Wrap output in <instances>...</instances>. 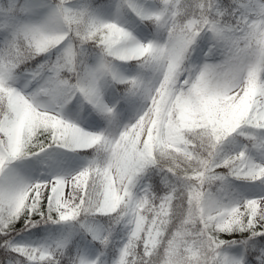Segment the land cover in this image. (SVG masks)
<instances>
[{
    "label": "snow or ice",
    "instance_id": "1",
    "mask_svg": "<svg viewBox=\"0 0 264 264\" xmlns=\"http://www.w3.org/2000/svg\"><path fill=\"white\" fill-rule=\"evenodd\" d=\"M0 264H264V0H0Z\"/></svg>",
    "mask_w": 264,
    "mask_h": 264
},
{
    "label": "rangeland",
    "instance_id": "2",
    "mask_svg": "<svg viewBox=\"0 0 264 264\" xmlns=\"http://www.w3.org/2000/svg\"><path fill=\"white\" fill-rule=\"evenodd\" d=\"M66 191H67V189H66Z\"/></svg>",
    "mask_w": 264,
    "mask_h": 264
}]
</instances>
